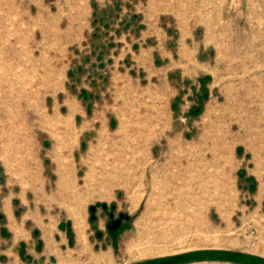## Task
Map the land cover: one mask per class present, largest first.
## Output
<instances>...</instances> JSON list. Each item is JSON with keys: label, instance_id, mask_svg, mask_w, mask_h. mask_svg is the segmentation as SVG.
Here are the masks:
<instances>
[{"label": "rangeland", "instance_id": "rangeland-1", "mask_svg": "<svg viewBox=\"0 0 264 264\" xmlns=\"http://www.w3.org/2000/svg\"><path fill=\"white\" fill-rule=\"evenodd\" d=\"M134 2L0 0V173L17 199L0 214L20 210L30 242L2 264H264V0H139L153 26L204 33L208 73L110 66L97 88L77 67L122 46Z\"/></svg>", "mask_w": 264, "mask_h": 264}, {"label": "crops", "instance_id": "crops-1", "mask_svg": "<svg viewBox=\"0 0 264 264\" xmlns=\"http://www.w3.org/2000/svg\"><path fill=\"white\" fill-rule=\"evenodd\" d=\"M138 2L139 0H135L132 4L131 16L127 15L124 20L118 19L122 20V25L126 27L125 33L116 39L123 40L122 46L120 47L121 44L114 46L112 50L107 52L106 56L103 55L104 53L99 54L95 51L92 58L80 62L77 68H92L96 71L97 75L90 76L89 79L91 81L94 78L92 84L97 88L107 82L106 77H103L100 71H104L110 66L114 69L117 67L118 70L119 66L123 67L124 65L128 66L127 70L130 67H135L137 71H141L140 77L153 81L162 78L161 70L163 68L165 70L164 78H166L168 84L170 82L176 84V80L173 77L177 74L182 76V78L184 76L188 78L198 75L205 76L208 72H203V69L208 67L209 64L207 63V58L210 47L206 46L204 33L203 39L200 40L196 29L197 26L194 25L189 27L188 30L184 27L180 28L181 30L178 34L173 35L168 27L169 23L166 22L170 18L164 16L158 17L153 26L149 13L144 8L140 9ZM221 9L222 11L225 10L223 5ZM226 17L229 20V16ZM118 24L117 22L115 25L118 26ZM158 32L159 34H157ZM147 69L150 70L148 71ZM9 185L11 184L2 178L0 173V211L4 214L7 208L6 203H15L17 201L14 198L16 189ZM17 197L19 199L20 196L17 195ZM18 201L21 202V200ZM13 210H9L7 216L0 214V260L3 261L5 255L10 253L12 249H15L17 253L22 241H26V245L30 243L20 236L25 224L21 219V211L18 210L17 214ZM0 264H2L1 261Z\"/></svg>", "mask_w": 264, "mask_h": 264}, {"label": "bare ground", "instance_id": "bare-ground-1", "mask_svg": "<svg viewBox=\"0 0 264 264\" xmlns=\"http://www.w3.org/2000/svg\"><path fill=\"white\" fill-rule=\"evenodd\" d=\"M130 164H132V163H130ZM99 165H100V164H99ZM102 166H103V165H102ZM100 167H101V166H100ZM104 167H105V166H104ZM104 167H103V168H104ZM112 167H114V166H112ZM130 167L132 168V166H130ZM101 168H102V167H101ZM106 168H107V167H106ZM97 169H100V168L97 167ZM116 169H117V168H116ZM116 169H115V170H116ZM123 169H124V167H123ZM103 170H104V169H103ZM109 170H111V168H110ZM113 170H114V168H113ZM117 170H118V169H117ZM117 170H116V171H117ZM124 170H125V169H124ZM105 171H106V173H107L108 169L105 170ZM105 171H104V172H105ZM120 171H121V168H120ZM128 171H129V170H128ZM111 172H112V171H111ZM114 172H115V171H114ZM117 172H118V171H117ZM102 174H103V173H102ZM113 174L115 175L116 173H113ZM129 174H130V173H129ZM129 174H128L127 176H129ZM110 175H112V174H110ZM127 176H126V177H127ZM129 177H130V176H129ZM120 180H121V179H120ZM118 181H119V180H118ZM148 212L150 213V211H148ZM154 212H155V211H154ZM149 213H148V214H149ZM159 213H160V212H159ZM148 214H147V215H148ZM151 214H154V213L151 211ZM159 215H160V214H159ZM148 216H149V215H148ZM148 216H146L145 221H143L142 224H141V225H142L141 227H142L143 231H144V232L158 231V229H160V228H159V224H160V223H155V221H153V220H155V219L152 218V219H153V220H152V219H150ZM150 216H151V215H150ZM147 217H148V218H147ZM158 217H161V216H158ZM262 217H263V216H262ZM260 218H261V217H260ZM159 219H160V218H159ZM161 220H162V219H161ZM257 220H258V219H257ZM260 220H261V219H260ZM156 221H157V219H156ZM159 222H161V221H159ZM258 222H259V221H258ZM258 222H257V223H258ZM259 223H260V222H259ZM262 223H263V222H262ZM261 226H262V225H261ZM263 226H264V223H263ZM263 226H262V227H263ZM79 230H80V229H79ZM164 252H165V251H164ZM160 254H161V253H160Z\"/></svg>", "mask_w": 264, "mask_h": 264}, {"label": "flooded vegetation", "instance_id": "flooded-vegetation-1", "mask_svg": "<svg viewBox=\"0 0 264 264\" xmlns=\"http://www.w3.org/2000/svg\"><path fill=\"white\" fill-rule=\"evenodd\" d=\"M109 217H110V213H109ZM119 217H120V215H119ZM110 218H112V217H110ZM122 219H123V217L120 218V221H121ZM111 223H112L111 226L114 228V226H115V225H118L119 222H117V219H116V218H112ZM110 230H111V229H110ZM112 231H113V230H112Z\"/></svg>", "mask_w": 264, "mask_h": 264}, {"label": "water", "instance_id": "water-1", "mask_svg": "<svg viewBox=\"0 0 264 264\" xmlns=\"http://www.w3.org/2000/svg\"><path fill=\"white\" fill-rule=\"evenodd\" d=\"M92 209H93V207H92ZM117 222H119V220H117Z\"/></svg>", "mask_w": 264, "mask_h": 264}]
</instances>
